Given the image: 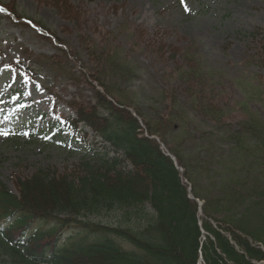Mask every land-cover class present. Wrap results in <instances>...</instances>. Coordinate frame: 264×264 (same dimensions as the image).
Instances as JSON below:
<instances>
[{"label":"rangeland","instance_id":"rangeland-1","mask_svg":"<svg viewBox=\"0 0 264 264\" xmlns=\"http://www.w3.org/2000/svg\"><path fill=\"white\" fill-rule=\"evenodd\" d=\"M0 1L22 17L0 11V129L11 133L0 135L4 184L17 192L14 181L40 168L73 173L95 151L112 153L84 124L85 139L58 134L57 124L75 116L71 102L96 103L94 90L102 88L90 75L98 65L142 131L149 134L136 111L164 152L182 155L191 189L194 182L212 199L232 185L252 191V205L231 209L235 201L227 209L237 228L254 225L250 242L264 251V139L245 133L243 152L228 140L247 118L264 132V0H67L72 18L45 0ZM28 17L54 36L40 35ZM18 59L33 66L34 78L14 67ZM220 216L212 226L222 225L235 242L244 231ZM199 217L206 219L202 211ZM199 257L197 264H206Z\"/></svg>","mask_w":264,"mask_h":264},{"label":"trees","instance_id":"trees-1","mask_svg":"<svg viewBox=\"0 0 264 264\" xmlns=\"http://www.w3.org/2000/svg\"><path fill=\"white\" fill-rule=\"evenodd\" d=\"M45 1L74 17L75 7L69 1ZM94 69L91 76L104 91L95 92V104L78 103L76 108L80 118L122 152L124 159L104 156L86 161L79 173L58 174L40 168L15 180L18 194L0 181V214H16V223L4 228L7 239L0 236V263L197 264L199 253L206 264H259L264 260V251L250 242L256 235L254 225L237 228L236 216L227 209V204L235 201L231 209L240 210L244 202L252 205L256 202L252 191L245 187L239 191L232 185L225 188L224 195L212 199L209 194H200L192 182L193 198L189 197L184 179L191 181V172L182 155L173 152L183 173L157 141L140 130L137 119L118 106L130 105L121 100L114 85L101 80L98 65ZM207 109L211 107L207 105ZM103 111L108 114L102 116ZM142 119L153 135L150 122ZM245 120V126L228 137L232 149L240 152L246 148L245 133L264 139V132H258L260 124ZM121 160H128L132 168H121ZM196 198L203 200L206 216L201 226ZM147 205L151 208H145ZM106 216H113L114 221L104 222ZM219 216L228 227L244 231L234 236L235 242L225 235L222 225L212 226ZM241 217L249 222L243 214ZM201 227L207 233L205 241ZM68 232L72 234L65 237Z\"/></svg>","mask_w":264,"mask_h":264},{"label":"snow or ice","instance_id":"snow-or-ice-1","mask_svg":"<svg viewBox=\"0 0 264 264\" xmlns=\"http://www.w3.org/2000/svg\"><path fill=\"white\" fill-rule=\"evenodd\" d=\"M0 11H4V9L3 8H0ZM29 23H31L30 21H29ZM11 133L10 132H8V131H6V130H3V129H0V135H3V136H8V135H10ZM23 135H30V133H27V132H25V133H22Z\"/></svg>","mask_w":264,"mask_h":264}]
</instances>
